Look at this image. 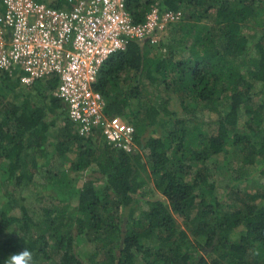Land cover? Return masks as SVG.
Instances as JSON below:
<instances>
[{
    "label": "trees",
    "instance_id": "trees-1",
    "mask_svg": "<svg viewBox=\"0 0 264 264\" xmlns=\"http://www.w3.org/2000/svg\"><path fill=\"white\" fill-rule=\"evenodd\" d=\"M157 2L182 12L168 26L179 24L180 42L129 40L94 84L105 115L133 126L135 152L102 145L97 130L80 135L56 78L25 86L0 71V234L20 232L0 240V264L26 246L34 264H264V184L246 185L249 169L264 179V0ZM154 3L126 0L132 22ZM254 20L259 37L246 32ZM58 162L101 178L77 188L63 213L36 218L27 188L42 170L65 188ZM151 181L160 196L136 210Z\"/></svg>",
    "mask_w": 264,
    "mask_h": 264
},
{
    "label": "built area",
    "instance_id": "built-area-1",
    "mask_svg": "<svg viewBox=\"0 0 264 264\" xmlns=\"http://www.w3.org/2000/svg\"><path fill=\"white\" fill-rule=\"evenodd\" d=\"M56 9L40 0H0V71L18 72L22 85L56 78L54 96L78 133L97 130L115 150L137 151L134 128L105 115V100L94 90L101 65L129 40L157 46L160 33L182 12L154 3L140 24L132 22L126 0H66Z\"/></svg>",
    "mask_w": 264,
    "mask_h": 264
},
{
    "label": "rangeland",
    "instance_id": "rangeland-1",
    "mask_svg": "<svg viewBox=\"0 0 264 264\" xmlns=\"http://www.w3.org/2000/svg\"><path fill=\"white\" fill-rule=\"evenodd\" d=\"M159 0H156V2ZM188 8V7H187ZM191 11V7L189 8ZM191 11L189 13H191ZM261 19H264V16L262 18H259L258 21L260 22ZM259 22L251 21L247 24L246 32L250 35H255L256 37L260 36V27L257 26V24H260ZM187 23L186 21H183V25ZM184 32V30H183ZM160 41H163L164 43L168 44H174L179 43L182 39L181 35V29L179 28V24H176L173 28L166 27L159 35ZM183 40H185L183 38ZM182 53V52H181ZM185 53H183V56ZM152 90V89H151ZM156 92V89H154ZM162 98V96H161ZM170 106L174 108L176 111L179 109L178 106V100L173 97L171 98ZM200 111V109H198ZM198 112V111H197ZM210 129H213V126L210 127ZM100 142L105 143L103 138L100 140ZM75 154V153H74ZM69 154L68 157L70 160L73 161L75 158V155ZM58 166H60L59 169H65L67 171V181L69 182L65 188H61L59 186V181H57V177H50L48 174L45 173V170H42L35 178L34 183L27 188L25 197L27 205L31 215L35 216L36 218H42L43 216V209L44 210H53L56 211L57 214L63 213L66 209V207L74 202L75 195L74 192L77 188L82 187L83 183L88 180H96L98 178H101V176L94 170V168H90L85 172L76 173L70 168L68 169L69 165L66 164L61 165L60 162L57 163ZM57 165L55 170H52V173L57 171ZM51 173V174H52ZM249 179L246 183L247 186L252 187L255 182H257L259 185L264 184V179L259 177L256 173V171L249 169L247 170V175ZM0 191V197H5L4 191L6 190L4 186L1 187ZM160 196V193L154 188L152 181L149 182L147 186L144 187V189L141 191V194L139 195L140 201L136 204L135 209L137 210H145L147 208L146 202L148 200H153L154 198H157ZM136 198V197H135ZM60 212V213H59ZM178 224L183 228L180 220H177ZM19 231L17 228H14L12 230L6 231L2 234H0V240H4L8 236H14L19 235Z\"/></svg>",
    "mask_w": 264,
    "mask_h": 264
},
{
    "label": "clouds",
    "instance_id": "clouds-1",
    "mask_svg": "<svg viewBox=\"0 0 264 264\" xmlns=\"http://www.w3.org/2000/svg\"><path fill=\"white\" fill-rule=\"evenodd\" d=\"M5 264H34L33 253L26 246L19 252L11 254Z\"/></svg>",
    "mask_w": 264,
    "mask_h": 264
}]
</instances>
